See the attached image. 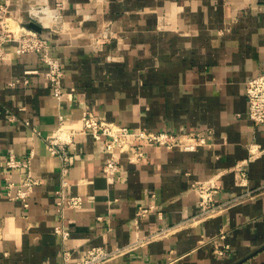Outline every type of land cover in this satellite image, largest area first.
<instances>
[{
    "label": "crops",
    "instance_id": "crops-1",
    "mask_svg": "<svg viewBox=\"0 0 264 264\" xmlns=\"http://www.w3.org/2000/svg\"><path fill=\"white\" fill-rule=\"evenodd\" d=\"M57 3L65 26L48 39L65 70L64 95L52 94L38 53L12 51L0 61V264H62L64 249L76 262L93 246L133 247L138 240L106 264H264V125L249 117L245 90L264 69V0H9L25 23L29 7ZM32 14L44 18L53 11ZM106 25L111 38L94 49L91 40ZM25 76L29 83L10 86ZM88 109L123 126L199 133L206 144L197 151L144 145L145 157L135 162L131 150L123 151L121 177L110 180L103 141L80 134L69 145L76 162L63 177L44 138L57 129L60 114L68 128H81ZM31 149L33 175L41 182L25 206L6 189L12 181L16 192L22 171L2 161ZM63 178L68 195L83 197L81 207L57 209ZM197 182L213 183L216 200L231 202L198 217ZM150 206L136 221L139 208ZM225 244L229 250L217 255Z\"/></svg>",
    "mask_w": 264,
    "mask_h": 264
},
{
    "label": "built area",
    "instance_id": "built-area-1",
    "mask_svg": "<svg viewBox=\"0 0 264 264\" xmlns=\"http://www.w3.org/2000/svg\"><path fill=\"white\" fill-rule=\"evenodd\" d=\"M38 8H49L53 11L54 24L50 27L43 25L32 12ZM63 6L57 3L56 7H51L48 4L41 6H31L28 8L29 21L35 20L42 26L49 29L51 33H59L64 28ZM113 31L109 25L104 27L102 35L91 40L94 49H101L105 43L111 38ZM11 48H13L11 50ZM12 51L17 55L26 53H38L41 61L45 65V77L49 81L52 94L60 98L64 95L63 78L65 70L61 61L53 56L51 53V43L47 36L29 28L23 20H18L10 8L9 0L0 1V61L11 58ZM34 71H25L28 75ZM20 82L29 83V78L25 76L24 80L15 79L11 81L10 86L17 85ZM246 96L248 99V115L256 123L264 125V69L258 75L252 77L246 82L245 86ZM1 108V107H0ZM8 119L13 121L14 114H8ZM82 127L68 128L66 126L65 116L60 114L59 124L55 131L46 135L44 140L49 153L52 156L59 158L61 163V174L66 177L71 167L76 162V157L70 152L69 145L74 141L75 137L80 134H90L96 140L103 141L105 148L109 151V156L106 158L103 170L108 179L113 180L120 178L121 164L120 155L123 151H130V161H139L145 157V152L142 149L144 145H159L167 148L181 146L187 151H197L202 145L206 144V139L199 133H186L179 136L172 132L166 131H152L142 127H128L119 125L115 122L100 118L94 112L88 110L83 111ZM26 126L30 127L33 133L40 134V132L31 125L30 121L24 122ZM34 150L23 158L17 157L10 153L3 161L2 165L11 171H22V180L13 193L12 189L16 186L14 182L10 181L7 186V195L11 200L21 199L25 206H28V197L34 187L40 184V179L33 175L32 159L34 157ZM240 183L243 184L246 178V169L239 168ZM199 196V213L198 217L206 218L221 212L228 204L219 203L215 194L218 187L209 182H197L194 185ZM66 180L63 178L60 187L55 192L56 206L61 212L65 208H79L83 204V197L79 195H68L65 190ZM250 194V193H248ZM153 206L148 208L140 207L136 212V221L139 217L148 213ZM101 219V218H99ZM1 227V224H0ZM169 229H162L159 233L153 235L164 234ZM55 231L63 237L69 236V231L62 226H57ZM219 238L224 240L227 238L226 232H221ZM140 240L132 243L133 247H119L108 248L106 246L97 245L87 250V255L72 262V250L64 249L62 253V264H106L109 261L127 253L130 249L137 247ZM230 248L229 244H225L221 249L216 250V254L222 256ZM173 258L169 259V263Z\"/></svg>",
    "mask_w": 264,
    "mask_h": 264
},
{
    "label": "water",
    "instance_id": "water-1",
    "mask_svg": "<svg viewBox=\"0 0 264 264\" xmlns=\"http://www.w3.org/2000/svg\"><path fill=\"white\" fill-rule=\"evenodd\" d=\"M26 25H27L29 28H31V29H33V30H35V31H37V32H39V33H41V34L47 36V37H51V36H52V33L49 31L48 28L42 26L39 22H37V21H35V20H32V21H28V22H26ZM241 261H242V260H241ZM241 261H240V262H241ZM240 262H238V263H240ZM238 263H236V264H238Z\"/></svg>",
    "mask_w": 264,
    "mask_h": 264
},
{
    "label": "bare ground",
    "instance_id": "bare-ground-1",
    "mask_svg": "<svg viewBox=\"0 0 264 264\" xmlns=\"http://www.w3.org/2000/svg\"><path fill=\"white\" fill-rule=\"evenodd\" d=\"M43 25H45L46 22L49 21V18L51 17H48V16H45L44 18L43 17H40L38 16V14H33Z\"/></svg>",
    "mask_w": 264,
    "mask_h": 264
},
{
    "label": "rangeland",
    "instance_id": "rangeland-1",
    "mask_svg": "<svg viewBox=\"0 0 264 264\" xmlns=\"http://www.w3.org/2000/svg\"><path fill=\"white\" fill-rule=\"evenodd\" d=\"M38 16L42 17V14H38ZM45 16L51 17V18H49V21H48L49 23L54 22V20H53L54 15L53 14H49V15H45ZM48 22L45 23V25L48 24Z\"/></svg>",
    "mask_w": 264,
    "mask_h": 264
}]
</instances>
